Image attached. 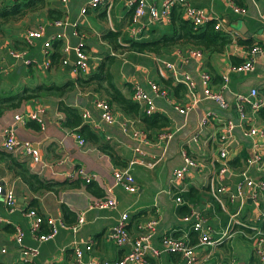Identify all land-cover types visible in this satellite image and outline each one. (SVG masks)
<instances>
[{"label": "crops", "instance_id": "obj_1", "mask_svg": "<svg viewBox=\"0 0 264 264\" xmlns=\"http://www.w3.org/2000/svg\"><path fill=\"white\" fill-rule=\"evenodd\" d=\"M48 1L50 7L64 15L62 20L68 25L62 28L54 27L48 20L45 9L41 12L43 16L35 14L29 17L26 23L15 24V27L7 31L4 38L6 42L1 47L5 54L0 55L2 63L6 59L11 61L10 65H4L8 67L7 70H0V78L3 77L1 86H6L5 92L15 91L19 87L35 88L52 83L53 86L62 88L75 81L77 76L73 73L72 66L75 53L72 49L65 52V48L66 46L75 48L83 44L90 54L89 70L83 76H90L107 56L115 57L110 68L113 83L127 98H132L135 85L139 84L148 91L149 81L156 82L164 88L158 64L159 60H163L174 63L181 71L189 73L198 84L200 92L201 74L208 73L211 77V88L215 92H222L229 108L222 110L214 101L205 100L199 107L185 115L177 111L175 106L186 108L190 105L191 101L186 91L179 90L175 93L164 88L170 92L169 98L157 99V113L169 118L171 125L167 129L173 133V138L168 143L141 146L143 155H135L133 150L135 143L118 125L105 126L103 131H98L88 124L100 137L101 143L110 147L113 155L105 153L87 141L84 147L80 146L76 132L64 127L65 116L58 109L60 101L79 108L81 114L89 111L92 120L99 122L95 101L100 95L91 89L77 87L62 99L41 96L28 101L19 110L6 112L0 117V139L2 132L12 127L20 139L32 142L39 149L43 167L40 173H36L31 164L20 155L13 156L18 160L22 159L27 163L31 173L46 182L79 181L80 186L76 189H62L57 193L33 194L22 179L16 176L10 165L0 161V181L11 187L17 198V210L13 214L7 213L4 207L0 206V213L5 220V223L0 224V264H24L20 260L22 248L38 246L31 234V221L23 214L28 208L35 209L42 217L63 220L67 225L60 229L52 241L40 245V254L36 259L38 264H75L72 251L74 243L81 246L92 245V251L86 255L87 259L91 257L108 262L122 259L129 253L130 246L116 245L111 236L117 221L124 213L129 215L127 229L132 240L139 235L140 223L157 218L159 224L153 242L156 247L160 246L162 238L166 235L181 238L185 235L191 236L190 245L195 247L196 258L204 261V264H256L253 263V258H256L259 264H264V260L255 257L253 246L243 236L241 228L238 226L232 228L235 222L259 226L264 221L256 220L260 219V215L264 216V190L258 194L257 206L249 198L248 190L244 189L241 196L236 192L237 185L243 181L240 176L243 171H246L247 177L255 183L264 181V168L258 169L247 165V161L255 152L264 154V136L247 135V131L253 127L264 131V110L263 113L259 112L264 107L256 112L246 108V119L243 121L239 119L237 110L232 106L233 95L237 93L248 95L251 90H256L258 96L264 99V52L252 56L250 54L252 48L246 49L238 44V41L245 42L251 39L252 47L256 45L264 47V24L260 20V16H264V0H255V5L250 0H241L242 7L247 10L245 16L234 14L229 0H189L195 8L211 13L222 27L220 32L226 34L231 32V43L221 54L204 52L202 59L190 60L188 57L192 49L187 46L167 49L162 55L138 54L128 49L131 41L154 42L165 35H170L171 18L163 24L148 25L143 34L132 37L130 26L133 14L127 0H112L110 7L100 6L86 14H83V9L90 0H68L66 3L62 0ZM146 1L159 6L163 0ZM239 24H242L240 27L242 33L238 31ZM40 28L45 29V39L34 41L29 45L32 48L13 47L12 49L25 53L24 60L13 59L9 52L12 40L19 37H25L26 40L29 32ZM75 32L76 36L73 34ZM110 32L118 33L117 43L120 49L116 50L105 40V36ZM61 33L66 36L60 40L61 50L64 57L70 59V64L67 67L45 69L44 65L50 57L45 53L44 41ZM54 41L56 40L52 42ZM52 49L50 55L56 51ZM249 59L252 60V70L239 73L228 71L233 65L240 66ZM26 60H33L34 65L25 64L23 61ZM223 77L227 78L226 82ZM164 79L173 78L167 76ZM224 83L226 89H222ZM112 107L118 119L129 120L142 129L138 121L126 117L117 107ZM34 112L40 114L43 126L40 125L39 130L29 125L33 121L15 123L16 115L24 116ZM210 113L212 115L209 117ZM206 115L209 117L208 124L200 132V122ZM228 120H233L237 126L233 131L226 160L228 173L223 179L225 190L219 195L220 202H217L211 193L210 182L220 168L218 137ZM0 150L3 151L1 147ZM184 153L190 155L199 167L190 171L183 181L174 182V171L184 165ZM135 158L138 163L131 168V172L136 181V192L129 193L122 187L115 186L113 173L115 169L129 167V162ZM234 159H238L240 168L228 166ZM78 169H83L93 178L91 183H95L103 191V198L112 188V195L118 204L117 209L92 207L94 200L99 197L88 191V184L84 180L74 177ZM178 197L183 199L182 204L176 202ZM63 206L67 207L72 215L66 217ZM191 213L205 219L206 226L213 231L212 239L217 243L219 241V244L199 245V238L191 231V225L183 220ZM81 218L84 220L83 224H79ZM8 226L14 233L5 230ZM74 226L77 227V231L73 230ZM18 231L24 238L21 246L16 240ZM46 231L48 228L43 226L42 232L47 233ZM230 255H237L238 258ZM185 261L179 254H164L159 258H149L148 264H185Z\"/></svg>", "mask_w": 264, "mask_h": 264}, {"label": "built area", "instance_id": "obj_2", "mask_svg": "<svg viewBox=\"0 0 264 264\" xmlns=\"http://www.w3.org/2000/svg\"><path fill=\"white\" fill-rule=\"evenodd\" d=\"M68 0H62L66 3ZM230 1V8L234 14L245 16L247 15V10L244 7L237 6L232 0ZM255 5V0H250ZM112 0H90L86 7L83 9V14L88 13L90 10L97 9L100 6L110 7ZM127 5L133 11V18L130 26V33L132 37H137L143 34L148 25L153 24H163L166 20L171 18V14L174 8L180 7L182 10L183 18L191 22L196 28L205 26L206 24L213 23L215 25V31H221L222 27L217 21L211 16V13L204 9H198L192 6L189 0H163L159 6L156 4H149L146 0H127ZM261 22L264 24V16H260ZM68 24L64 21L55 22L53 26L56 28H62ZM75 36L77 33H73ZM230 35L231 32H228ZM233 34V33H232ZM235 36V34H233ZM46 37V32L44 28L29 32L26 37V42L28 45H32L36 40H44ZM66 38L64 33L56 34L51 39L44 41L45 53L49 57V51L52 49L53 40H61ZM72 49L75 53V61H73V73L78 75H86L89 70V60L90 54L86 51L85 46L80 44L75 48H68L66 46L65 52ZM10 56L18 60L25 59V53L18 52L12 48L9 50ZM264 52V47L258 45L252 47L250 54H261ZM204 52L197 49H192L189 52L190 59H202ZM25 64L34 65L33 60L23 61ZM64 65L70 64V59L66 58L64 60ZM159 72L161 77L166 78L170 76L174 79L175 83L182 84L186 88L187 97L190 98V105L186 108L175 106V109L182 114L187 115L191 110L199 107L200 103L205 100L214 101L218 107L222 110L229 108L228 102L224 99L222 92H215L211 88V77L208 73L201 74V85L202 91L198 89V84L194 78L186 72L181 71L179 67L167 61L159 60ZM51 66L50 60H47L44 68L49 69ZM252 70V60L249 59L246 63L240 66H232L228 69L230 72H241ZM1 76V72H0ZM226 82L227 78L223 77ZM149 90L146 91L141 85H135L133 88L132 99L134 102L141 105L144 113L147 115H153L157 112V99L166 98L168 99V92L161 88L156 82H148ZM226 84L222 86V89H226ZM232 106L237 110L239 119L245 120V109L248 108L252 112H256L262 107H264V99L258 96L256 90H251L248 95L234 94ZM95 107L99 112V122H95L91 118V113L89 111H84L82 113L83 123L86 125H92L98 131H103L105 126H120L124 134L129 135L130 138L135 143L134 153L135 155H143L144 151L141 146L145 144L158 143L164 144L168 143L173 138V133L168 131V129L160 132L155 141H151L147 134L140 128H138L133 122L126 119H118L114 113L113 107L110 102L98 98L95 101ZM212 113L209 114V117ZM40 114L37 112L30 113L29 115H16L15 123H26L27 121H36L39 125H42L40 120ZM208 115L202 118L199 129L200 132L208 124ZM237 125L233 120H228L220 132L218 137V155L220 161V168L215 172L212 181L210 182V190L215 199V201L220 202L219 195L223 193L225 187L223 185L224 176L228 173V167L226 165V160L230 148V143L233 137V131ZM247 135H261L264 136V131L253 127L247 131ZM76 138L80 146L84 147L86 141L76 133ZM197 138V137H196ZM195 138V140H196ZM1 149L11 155H20L25 161L31 164V167L36 173H40L42 165V157L38 148L30 141H25L20 139L15 130L7 128L2 132L0 139ZM184 165L174 171V182L183 181L190 171L199 167V164L193 160L190 155L184 153ZM138 163L135 158L129 162L127 168H118L114 170L113 178L115 186L122 187L125 191L129 193L136 192V181L131 172V168ZM248 166H255L258 169L264 168V154L255 152L252 154L251 159L247 161ZM151 166V165H150ZM155 165H152L154 167ZM240 176L243 181L240 182L236 187V192L238 196H241L243 190L246 189L249 192V198L257 206L258 194L264 190V181H259L255 183L252 179L247 177L246 171H243ZM75 178L84 180L87 184L93 181V178L88 175L83 169H78L74 174ZM178 204L183 203V199L178 197L176 199ZM117 201L112 195V188L107 191V196L104 198L94 200L92 207L96 209H117ZM0 206L4 207L7 213L13 214L17 210V198L14 190L11 187H7L4 183L0 181ZM26 218L31 221V234L37 241L38 246L34 248L23 247L21 251V261L26 264H38L36 259L40 254V245L49 243L54 239L61 228H65L67 225L63 220L55 219L52 217H42L33 208H28L23 213ZM129 220L128 213H124L120 216L117 221V225L114 228L111 239L116 243V245L130 246V251L122 259L115 262L99 261L93 258H86V255L92 251V245L81 246L78 243H74L72 246V251L75 259V264H148L149 258H159L161 255L166 254H179L186 261L185 264H204V261L196 258L194 252V246L190 245V237L183 235L181 237H176L174 235H166L162 238L160 246L156 247L154 245V237L156 234V229L159 224L157 218L142 222L139 224V235L135 239H131L127 229V223ZM184 222L191 225V231L195 233L199 238V245L215 246L219 244V241L213 240L211 237L212 230L210 227L206 226L205 219L200 217L195 213H191L184 217ZM257 221L264 220V216L260 215V219ZM256 221V222H257ZM5 223L4 218L0 213V224ZM84 220L81 218L79 224H83ZM46 226L48 228L47 233L42 232V227ZM238 226L241 228L251 229V235H244L245 238L252 244L253 253L255 257L260 260H264V232H262L257 226L249 225L246 223L235 222L232 226ZM74 231H77V227H72ZM17 243L20 246L23 244L24 238L23 234L18 231L16 236Z\"/></svg>", "mask_w": 264, "mask_h": 264}, {"label": "trees", "instance_id": "obj_3", "mask_svg": "<svg viewBox=\"0 0 264 264\" xmlns=\"http://www.w3.org/2000/svg\"><path fill=\"white\" fill-rule=\"evenodd\" d=\"M233 2L237 6L242 7L241 0H233ZM49 7L50 3L48 0H0V38L4 39L7 31L15 27V24L26 23V20L35 14H37V16H43L41 12L45 9H47L46 16L52 23L64 21L62 20L64 19V15L59 10H56L54 7ZM182 14L183 13L180 7L173 9L171 14L172 33L170 35H165L161 39L154 42L131 41L128 47L129 51L144 55H162V52L167 49L174 48L176 46H187L190 47V49L201 50L203 52H207L208 54H221L225 47L231 43L230 35L220 31H215L214 22L196 28L191 22L185 20ZM118 38V33L113 32H110L105 36V40L112 44L116 50L120 49L117 43ZM238 44L242 45L246 49H251L253 41L248 39L245 42L238 41ZM13 47L18 49L20 47L32 48L29 47L25 37H19L12 40L11 48ZM61 47L62 42L60 40L53 42L52 50L56 49V51L51 55L49 51L51 68L69 66L64 65L63 63L66 58L62 53ZM114 61L115 57L107 56L90 76L85 77L83 75H78L75 81L68 83L62 88L53 86L52 83L35 88H28L27 86L19 87V89L15 91L5 92L4 90L6 86H1L0 78V117L8 111L21 109L28 101L40 98L41 96H52L62 99L65 95L74 91L78 87L80 89H91L94 93L99 94L101 99L109 101L111 106L117 107L126 117L138 121L148 138L155 140L160 132L170 127L171 122L169 118L157 112L153 115L145 114L138 103L134 102L132 98H127L123 94V92L113 83V76L110 68ZM161 80L164 85L163 87L169 91L175 93L179 90L186 91L185 86L175 83L174 79L162 78ZM58 109L65 116V128L75 131L91 145L97 146L105 153L113 155L110 152V147L102 144L100 137L94 133L89 125L83 123L81 114L82 111L79 108L69 106L64 101H60ZM263 110L264 109H261L259 112L263 113ZM29 125L34 129H40L39 123L35 121L29 123ZM0 161L8 163L10 168L15 172L16 176L22 179L29 191L33 194L43 195L50 192L57 193L62 189H76L80 186L79 181H65L61 183L46 182L38 175L31 173L27 167V163L22 161V159L18 160V158L13 155L1 150ZM228 166L235 169L241 167L238 159L230 161ZM87 186L90 193L99 197V199L103 198V191L99 189L95 183H90ZM63 212L66 217L72 215V212L65 206H63ZM258 228L264 232V221L259 224ZM5 230L9 233H14V230L9 226L5 227ZM240 230L243 236L252 234V231L249 228H241ZM252 261L253 263L259 264L256 258H253Z\"/></svg>", "mask_w": 264, "mask_h": 264}, {"label": "rangeland", "instance_id": "obj_4", "mask_svg": "<svg viewBox=\"0 0 264 264\" xmlns=\"http://www.w3.org/2000/svg\"><path fill=\"white\" fill-rule=\"evenodd\" d=\"M6 39H2V38H0V55H2V54H5V51L4 52H2L1 51V47L4 45V43L6 42L5 41ZM7 40H9V39H7ZM12 47V46H11ZM11 64V61L9 60V59H6L5 60V62L4 63H2V61H0V70H7V68L8 67H5V66H8V65H10ZM5 65V66H4ZM6 76V75H5ZM2 78V77H1ZM230 257H234L235 259H237L238 257H237V255H230Z\"/></svg>", "mask_w": 264, "mask_h": 264}, {"label": "water", "instance_id": "obj_5", "mask_svg": "<svg viewBox=\"0 0 264 264\" xmlns=\"http://www.w3.org/2000/svg\"><path fill=\"white\" fill-rule=\"evenodd\" d=\"M242 24L244 25V23H242ZM242 24H239L240 26L238 27V31H240V33H242V32H241L242 29L240 28V27H242ZM244 35H245V34H244ZM21 62H22V61H21Z\"/></svg>", "mask_w": 264, "mask_h": 264}]
</instances>
